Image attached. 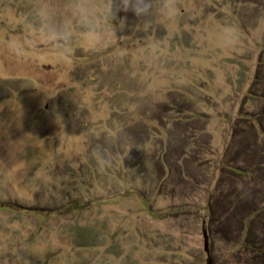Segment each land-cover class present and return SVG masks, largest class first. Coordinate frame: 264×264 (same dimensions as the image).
I'll use <instances>...</instances> for the list:
<instances>
[{
	"label": "rangeland",
	"instance_id": "rangeland-1",
	"mask_svg": "<svg viewBox=\"0 0 264 264\" xmlns=\"http://www.w3.org/2000/svg\"><path fill=\"white\" fill-rule=\"evenodd\" d=\"M257 68L264 0H0V264H264Z\"/></svg>",
	"mask_w": 264,
	"mask_h": 264
},
{
	"label": "crops",
	"instance_id": "crops-1",
	"mask_svg": "<svg viewBox=\"0 0 264 264\" xmlns=\"http://www.w3.org/2000/svg\"><path fill=\"white\" fill-rule=\"evenodd\" d=\"M243 100L244 102H255L256 104L260 103V105L255 107V110H253V112H244L243 110H241V112H239L237 115L235 114L233 118L235 124L237 126L243 127L238 128L236 125L233 126V129L236 132L235 135L238 134L240 137H242V135L245 133V129L247 128H245V126L247 125H249L250 128L259 132L261 131V133L264 134V74L260 70H258V68L253 72V77L243 93ZM260 143H258V145ZM262 144L263 145L259 148L264 149V141ZM255 147L256 146H253V149L257 151ZM259 156H261L262 160L258 163V165L262 166L264 164V155L260 154ZM257 157L258 153L255 154V158L252 161L254 162ZM252 166H255V162ZM250 171L251 174H253V168Z\"/></svg>",
	"mask_w": 264,
	"mask_h": 264
},
{
	"label": "trees",
	"instance_id": "trees-1",
	"mask_svg": "<svg viewBox=\"0 0 264 264\" xmlns=\"http://www.w3.org/2000/svg\"><path fill=\"white\" fill-rule=\"evenodd\" d=\"M223 164H225V163L222 162L221 165H223ZM225 166H226L225 168L228 167L236 175L242 176V175L248 174V171L244 170L243 168L231 167L229 164L225 165ZM221 167L224 168L223 166H221ZM7 207H10V206H7ZM261 211L262 210L259 209V207L253 206V207H251V210L249 213H251V216H253V215L259 214ZM243 223H246V222H243ZM242 226H245V225L242 224ZM245 228H247V227L245 226ZM253 246H255V247L251 248V250H250V252L253 256V259L254 260L257 259L260 262H264V249L262 248V246L258 245V243L257 244L255 243Z\"/></svg>",
	"mask_w": 264,
	"mask_h": 264
},
{
	"label": "water",
	"instance_id": "water-1",
	"mask_svg": "<svg viewBox=\"0 0 264 264\" xmlns=\"http://www.w3.org/2000/svg\"><path fill=\"white\" fill-rule=\"evenodd\" d=\"M203 233H204V251L207 255L206 264H214L211 257H210V253H209V249H208V242H207V235H206V231L204 229H203Z\"/></svg>",
	"mask_w": 264,
	"mask_h": 264
}]
</instances>
